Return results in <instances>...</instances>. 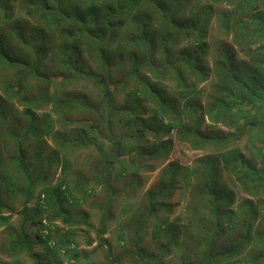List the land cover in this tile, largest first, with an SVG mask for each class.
I'll use <instances>...</instances> for the list:
<instances>
[{"label":"trees","instance_id":"obj_1","mask_svg":"<svg viewBox=\"0 0 264 264\" xmlns=\"http://www.w3.org/2000/svg\"><path fill=\"white\" fill-rule=\"evenodd\" d=\"M213 25L220 40L212 45ZM83 82L98 99L76 89ZM174 137L211 153L194 168L171 161L162 169L135 217L120 227L126 247L110 250L102 264H167L173 251L179 264H262L264 0H0V224L12 264H22V253L34 264H61L35 250V227L37 243L53 257L64 252L78 260L80 225L97 233L87 235L88 245L97 240L96 248L110 249L113 203L141 185L140 169L168 158ZM93 145L99 158L89 174L48 185L54 170L68 171V151ZM224 173L248 196L236 208ZM179 178L192 193L183 228L168 222ZM96 186L105 192L90 203L101 212L99 227L88 213L69 209L87 202ZM4 192L22 197L18 227ZM152 219L157 251L141 244Z\"/></svg>","mask_w":264,"mask_h":264},{"label":"rangeland","instance_id":"obj_2","mask_svg":"<svg viewBox=\"0 0 264 264\" xmlns=\"http://www.w3.org/2000/svg\"><path fill=\"white\" fill-rule=\"evenodd\" d=\"M23 14L20 12H16V17L20 18ZM213 25L210 31L209 43L214 44L218 40H220L219 35L217 34ZM170 83V82H168ZM78 91L83 92L89 95L92 99L99 98V92L97 89L89 83L83 82L79 83L76 88ZM125 92L118 94V101L122 103L124 101ZM46 110H49L48 108ZM43 111V110H42ZM151 111H148L147 116H151ZM122 127L117 124L116 132L120 133ZM50 142V141H49ZM153 142V138L150 135L146 136L145 142L143 141V145L146 147L151 146ZM245 141H242L239 145L242 147ZM106 152L110 149V144L104 143ZM8 151L6 149L3 150L5 156L8 155ZM211 153V148H206L204 150L196 151L191 149L190 145L185 142H180L174 137V145L168 155L167 159H161L157 161H150L149 164H153V170H144L143 168L139 170V175L141 176V185L134 188L132 194L129 195H121L118 197L112 205L111 208V220L107 223V231L105 233V237L108 238L111 242V248L106 247H97V240H94L92 245H88L89 238H96L95 229H90L88 226L80 225L78 228L83 230V233H79L76 236V240L78 243V247L76 248V252L79 254L78 260L72 259L69 255L64 254V252H59L58 256L53 257L45 248L44 244L37 243V229L39 227L31 228L29 233L32 238L36 241L35 250L43 257L53 259L56 262H60L61 264H102L107 261V254L111 250V254L117 255L119 254L123 248L126 247L119 239V230L122 224H126L129 222L137 211L140 203L144 199V194L146 191L151 188L160 178V173L162 169L171 161H175L182 166H190L194 168L198 166L197 161L204 158L206 155ZM65 155H67L69 160L68 171L64 172L60 167L57 170H54L51 179L48 182V185L54 186L58 183L61 176L66 175V179L68 181H72V179L78 174H89L91 162L95 159L99 158V151L96 148V145L76 149L73 151H68ZM64 155V156H65ZM14 170V169H13ZM222 183L232 192L235 193V203L234 208H236L245 198L248 196L242 191L239 185L234 184L229 177V174L224 173ZM116 189H120L122 187V182L113 183ZM44 187L43 184L39 185V188L35 192L36 196L32 201L31 205L35 206L38 203L37 194L39 190ZM178 189L175 191L173 197L169 200V202L174 206L173 212L168 217V222L174 224L175 226H180L181 228L184 225L188 224V218L191 217L190 213V204L192 193H190V189L183 183L182 179H178ZM5 198L8 199L9 203L15 208V212L12 214L10 223L18 227L20 224L19 215L16 211L21 210L22 206V197L8 198L6 193L4 192ZM105 197V192L103 191V186L95 187V195L91 196L87 202L83 201L80 205L71 204L69 209L73 215L78 214L79 212H85L89 214L88 220L90 224L95 227H99L101 222V212L95 208L90 206V203L94 200H102ZM5 214H9L5 212ZM168 216L165 213H161V219L164 220V217ZM44 222H46L44 220ZM160 223V221H159ZM59 227H63V223L58 220L55 222ZM157 225L156 220H151L144 228L142 233V241L141 244L143 247L150 251H157V237L154 236V229ZM5 226L0 224V264H12L13 260L10 256L6 255L2 251V244L6 239V232L4 231ZM189 231L193 230V227L189 226ZM47 234L46 231H44ZM89 235V238L87 237ZM86 254V255H85ZM16 259L20 260L22 264H34V261L31 257H29L26 253H22L16 257ZM167 264H179L180 259L178 255L173 251V253L166 258ZM123 264H138L132 263L130 261H126ZM140 264V263H139ZM264 264V262L262 263Z\"/></svg>","mask_w":264,"mask_h":264}]
</instances>
